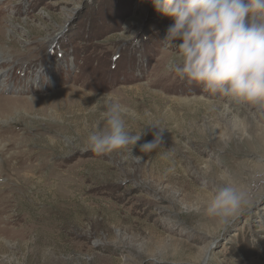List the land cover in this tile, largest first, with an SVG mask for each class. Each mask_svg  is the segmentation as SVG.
<instances>
[{"label": "rangeland", "instance_id": "374dc122", "mask_svg": "<svg viewBox=\"0 0 264 264\" xmlns=\"http://www.w3.org/2000/svg\"><path fill=\"white\" fill-rule=\"evenodd\" d=\"M173 22L150 0H0V264H264V108L170 72ZM109 92L145 134L96 155ZM225 183L247 203L221 226Z\"/></svg>", "mask_w": 264, "mask_h": 264}, {"label": "clouds", "instance_id": "9594fccd", "mask_svg": "<svg viewBox=\"0 0 264 264\" xmlns=\"http://www.w3.org/2000/svg\"><path fill=\"white\" fill-rule=\"evenodd\" d=\"M150 3L174 21L161 40L164 50H177L166 66L170 72L189 84L202 85L211 94L264 108V0H150ZM103 96L106 126L97 125L89 133L85 150L108 155L130 144L133 148L145 134L144 128L131 135L125 121L131 110L112 93ZM160 143L161 131H157L152 141L140 146V151L150 153ZM246 203L244 189L225 183L210 198L205 211L207 217L227 226Z\"/></svg>", "mask_w": 264, "mask_h": 264}, {"label": "bare ground", "instance_id": "6f19581e", "mask_svg": "<svg viewBox=\"0 0 264 264\" xmlns=\"http://www.w3.org/2000/svg\"><path fill=\"white\" fill-rule=\"evenodd\" d=\"M6 57H8V56H5L4 54L1 55V56H0V62H2ZM3 71H4V70H2V68H0V76H1L2 74H4V76L6 77V74H5V72H3ZM4 109H9V108L4 107ZM0 111H2V110H0Z\"/></svg>", "mask_w": 264, "mask_h": 264}]
</instances>
